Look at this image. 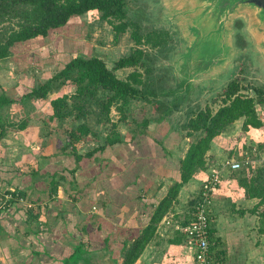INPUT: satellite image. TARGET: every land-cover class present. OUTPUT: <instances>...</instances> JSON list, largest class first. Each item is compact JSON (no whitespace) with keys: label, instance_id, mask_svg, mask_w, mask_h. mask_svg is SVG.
Instances as JSON below:
<instances>
[{"label":"rangeland","instance_id":"obj_1","mask_svg":"<svg viewBox=\"0 0 264 264\" xmlns=\"http://www.w3.org/2000/svg\"><path fill=\"white\" fill-rule=\"evenodd\" d=\"M193 5V0H127L126 19L129 24L125 32H114L112 23H118V20L104 21L98 11H90L79 18H72L66 26L52 32L50 39L29 46L25 44L11 52L8 58L0 60V94L4 92L17 99L53 76L76 53L98 55L110 69H114L117 60L140 49L136 66L114 72L121 79L134 70L140 72L143 83L137 87L147 96L129 99L124 104L116 101L109 110H105L103 105L107 92L95 90L93 94L76 97V85L71 80L54 81L46 99L16 101L0 108V123L6 129L0 140V151H3L0 152V163L19 170L30 160L36 159L39 163V156L46 161L49 154L63 150L68 141V131L76 130L81 123L87 125L88 135L81 139L79 151L86 152L103 145L107 134L114 136L117 133L130 141L142 128L134 127L133 118L148 119L150 139L166 142L164 160L171 161L173 165L183 158L189 145L201 135L188 130V121L206 107L215 112L222 105V93L230 81L238 80L243 88L241 92L249 95H253L249 89L251 86L264 88V47L258 46L260 38L253 32L248 13L242 11L232 17L227 26V50L211 56L209 43L214 40L212 35L208 41H200L194 49L203 37L206 23L195 26ZM132 34L138 37V43ZM62 41L77 44L65 49L59 45L63 44ZM64 95L68 100L61 110L68 112V116L54 118L50 101ZM255 108L263 126L245 131L243 119L228 126L213 140L211 150L206 154L211 166L220 165L229 155L239 157L253 153L254 147L264 148V105L257 104ZM161 116L163 119L159 121ZM19 124L31 127L30 132L17 134ZM165 170L169 176L166 167ZM246 173V170L244 173H225L230 177L228 183L235 187L233 195L237 194L238 199L242 196L238 182ZM200 177L194 176L191 190H184L181 201L185 212L174 215L177 218L181 216L183 221L192 216V199L204 176ZM178 180L176 177L174 181ZM188 193L190 196L187 197ZM224 202L228 211L238 213L231 197ZM241 219L253 229V233L248 235L249 242L263 241L264 248V235L256 231L262 226L261 221L259 224L257 217L249 213ZM261 255L264 256L262 252Z\"/></svg>","mask_w":264,"mask_h":264},{"label":"crops","instance_id":"obj_2","mask_svg":"<svg viewBox=\"0 0 264 264\" xmlns=\"http://www.w3.org/2000/svg\"><path fill=\"white\" fill-rule=\"evenodd\" d=\"M30 129L25 125L17 134ZM134 139L123 138L98 154V160L83 158L78 166L62 151L49 154L46 161L39 156V163L30 160L19 170L0 163V191L23 197L0 211V264H117L123 244L141 232L153 207L179 177L176 161L171 165L155 158L152 144L149 157L141 158ZM228 179L224 177L214 194L211 233L212 239L221 238L214 250L225 251L221 264H262L263 241L250 243L253 229L224 202L231 197L237 208L251 209L258 200L238 199ZM193 182L181 188L178 201ZM184 210L182 201L173 207L174 215ZM179 215L175 218L182 221ZM171 233L170 226L160 222L161 243H149L135 264H196L192 247L171 242Z\"/></svg>","mask_w":264,"mask_h":264},{"label":"trees","instance_id":"obj_3","mask_svg":"<svg viewBox=\"0 0 264 264\" xmlns=\"http://www.w3.org/2000/svg\"><path fill=\"white\" fill-rule=\"evenodd\" d=\"M90 11H98L100 18L104 21L111 22L113 19L118 20V23H112L116 34L125 32L128 27L129 21L126 19L127 0H0V60L8 58L11 52L18 50L20 47L22 48L25 44L29 46L31 43L46 41L52 32L66 26L72 18H79ZM132 36L135 42L138 43V37L135 34H132ZM62 42L63 44L60 43L59 45H62L65 49L72 47L70 46L72 44H77L73 41L71 43ZM139 50H135L130 55L117 60L114 63V69H110L106 62L98 55L88 56L76 53L53 76L44 83L25 92L17 99L9 97L2 92L0 94V108L16 101L46 99L52 83L59 80H71L76 85V97H82L86 93L93 94L95 90L107 92L108 97L106 103L103 105L105 110H109L110 106L116 101H122L124 104L129 99H144L147 97L146 93L137 87L143 83L140 72L134 70L125 79L117 77L114 72L117 69L136 66L141 53ZM136 53H138V56ZM249 89L252 90L253 95L242 93V86L238 80L234 79L226 86L222 93V105L215 112L206 107L200 110L193 118H190L187 123L188 130L190 132H200L201 135L189 145L184 157L176 161L179 180L172 183L166 195L153 207L149 222L143 227L141 232L129 244L126 242L123 244L121 258L116 262L117 264H135L149 243L159 244L160 239L157 234V227L160 222L165 223L166 221H170L171 224H187L193 219V214L189 220L180 221L176 219L173 207L178 202L177 197L181 188L188 182H191V179L197 173H204L207 176L224 163L223 160L220 165L211 166L209 159L206 157V154L211 150L213 140L222 134L228 126L240 119H243L242 128L245 131L249 128L258 129L263 126V122L256 113L255 106L257 104L264 105V88L251 86ZM67 98L64 95L50 101L53 108L52 116L54 118L62 119L68 116V112L66 113L61 110L65 101L68 100ZM72 109L75 110V107H72ZM76 117L80 119L79 115H76ZM162 119V116L158 118L159 121ZM123 120H126V117ZM133 123L136 128L142 127L134 138L136 136L144 137L140 139L133 138V141L137 143L138 149L136 151L140 153L139 156L141 158H148L149 144H152L153 146H151L156 153L155 158L159 157L164 160L167 155V149L164 144L166 142L163 139L162 141L156 138L153 141L150 139L148 135L149 131H147L148 119L137 120L133 118ZM16 128L22 130L24 124H19ZM5 133V125L0 123V140L5 136ZM87 133L88 128L84 123H81L76 130L68 131V141L63 147L62 155L72 157L76 166H78V163L83 158L91 159L94 157V160H98L99 157L96 156L102 154L107 147L124 141L120 134L116 133L114 136L107 134L103 145L85 153H79L78 145L83 136L88 135ZM189 134L191 135V133ZM251 149H249V153H251ZM252 150L254 152L248 154L250 158L264 154V148L254 147ZM248 155L244 154L239 157L229 155L230 157L227 159L238 161L241 164ZM245 170L247 171L246 175H243L238 182L241 195L248 199L256 198L258 201L251 209L237 208V210L240 216H245L248 213L256 216L259 224L260 221L262 223V226L258 227L256 231L264 235V167L255 163L241 166L236 171L224 169L217 189L223 182L224 177L228 178L225 176V173H244ZM199 188L192 199V213L194 211L193 205L199 198ZM3 193L22 197L16 191ZM11 202H14V200H8L7 204ZM7 204L5 207H7ZM214 205L215 202H213L211 213L209 214L210 224L212 223ZM170 228L172 229L171 226ZM209 231L211 244L213 242L210 255L212 264H221L226 260L225 251L214 250L215 245L221 242V238L212 239L211 227ZM172 232L171 239H169L171 242L183 244L191 248L192 244L182 234L173 229Z\"/></svg>","mask_w":264,"mask_h":264},{"label":"built area","instance_id":"obj_4","mask_svg":"<svg viewBox=\"0 0 264 264\" xmlns=\"http://www.w3.org/2000/svg\"><path fill=\"white\" fill-rule=\"evenodd\" d=\"M255 163L264 167V154L254 158L246 156L241 164L238 161L225 159L221 167L213 170L203 179L199 188V198L193 205V219L187 224H171L170 221L165 222L173 230L182 234L192 244L191 247L194 252L193 256L196 264H212L210 256L212 244L209 239V230L211 227L209 214L211 213V206L214 202L215 191L223 176L222 171L224 169L236 171L241 166ZM10 199H15L20 202L23 201V198L20 196H12L11 194L0 192V211L5 208V205Z\"/></svg>","mask_w":264,"mask_h":264},{"label":"water","instance_id":"obj_5","mask_svg":"<svg viewBox=\"0 0 264 264\" xmlns=\"http://www.w3.org/2000/svg\"><path fill=\"white\" fill-rule=\"evenodd\" d=\"M193 4L195 26L206 23L203 27L205 30L202 33L203 37L195 44V50L200 41L209 40L212 35L214 40H210L212 49L209 54L211 56L223 54L228 47L227 26L231 23L232 17L242 11L248 13L253 32L260 38L258 46L264 47V0H193Z\"/></svg>","mask_w":264,"mask_h":264},{"label":"bare ground","instance_id":"obj_6","mask_svg":"<svg viewBox=\"0 0 264 264\" xmlns=\"http://www.w3.org/2000/svg\"><path fill=\"white\" fill-rule=\"evenodd\" d=\"M193 214V213H192ZM210 232V231H209ZM210 235V234H209ZM210 238V237H209Z\"/></svg>","mask_w":264,"mask_h":264}]
</instances>
